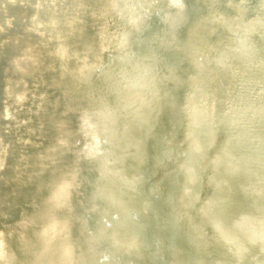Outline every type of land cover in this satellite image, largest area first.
<instances>
[{"label": "bare ground", "instance_id": "1", "mask_svg": "<svg viewBox=\"0 0 264 264\" xmlns=\"http://www.w3.org/2000/svg\"><path fill=\"white\" fill-rule=\"evenodd\" d=\"M0 264H264V0H0Z\"/></svg>", "mask_w": 264, "mask_h": 264}]
</instances>
